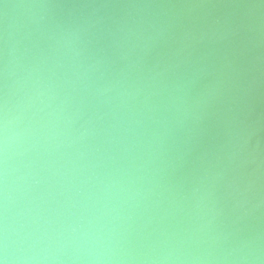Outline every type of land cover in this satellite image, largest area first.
<instances>
[{"label":"clouds","instance_id":"clouds-1","mask_svg":"<svg viewBox=\"0 0 264 264\" xmlns=\"http://www.w3.org/2000/svg\"><path fill=\"white\" fill-rule=\"evenodd\" d=\"M0 5V264H264V114L210 59L236 29L34 0L13 32Z\"/></svg>","mask_w":264,"mask_h":264},{"label":"water","instance_id":"water-1","mask_svg":"<svg viewBox=\"0 0 264 264\" xmlns=\"http://www.w3.org/2000/svg\"><path fill=\"white\" fill-rule=\"evenodd\" d=\"M5 2L12 5L7 9V23L13 32L26 31L25 25L35 27L34 24H29V20H37L41 14L40 10L21 6L33 3L34 0H5ZM53 2L70 5L85 0H53ZM95 2L99 3L102 0ZM110 2L125 4L131 0H110ZM141 2L174 5V7L140 10L145 16L173 18L181 25L218 21L217 27L221 30L228 27L236 29L235 36L210 46V59L219 66L225 56L232 58L233 54H236L235 63L241 69L239 83L246 90L244 102L251 108L253 118L264 114V7L259 6V0H141ZM69 11L68 8H58L54 10V14L63 17L67 16ZM106 12L117 17L125 16L129 12L136 14V10L122 7L111 8ZM3 22L4 9L0 5V26ZM233 94L234 90L227 93L223 102L209 110L210 115L206 121L208 133L203 137L206 143L212 135H215L217 116L231 102ZM242 227L253 230L264 229V212L254 214Z\"/></svg>","mask_w":264,"mask_h":264}]
</instances>
